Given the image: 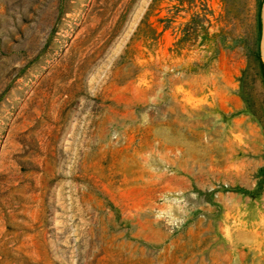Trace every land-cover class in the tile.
<instances>
[{
	"label": "rangeland",
	"instance_id": "rangeland-1",
	"mask_svg": "<svg viewBox=\"0 0 264 264\" xmlns=\"http://www.w3.org/2000/svg\"><path fill=\"white\" fill-rule=\"evenodd\" d=\"M0 264H264V0H0Z\"/></svg>",
	"mask_w": 264,
	"mask_h": 264
}]
</instances>
